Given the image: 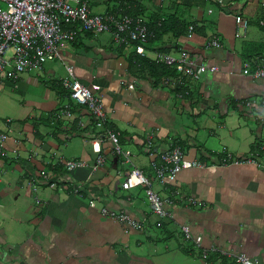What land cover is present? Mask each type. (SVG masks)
Segmentation results:
<instances>
[{"label": "crops", "instance_id": "obj_1", "mask_svg": "<svg viewBox=\"0 0 264 264\" xmlns=\"http://www.w3.org/2000/svg\"><path fill=\"white\" fill-rule=\"evenodd\" d=\"M87 2L96 14L122 13L131 4L146 24L178 18L185 31L148 40L144 56L135 55L132 44H116L110 32L79 31L63 51L78 80L95 87L107 125L119 134L129 159L104 140V161L96 166L90 113L61 90L66 73L61 61L46 62L41 72H23L15 84L4 79L0 130L9 136L0 149V264H234L230 256L215 253L202 260L193 240L183 239L182 223L200 247L244 253L264 264V78L242 72L246 63L264 65V0ZM236 16L242 22L236 23ZM157 52L185 53L216 70L198 80L170 74L174 87H169L128 61H156ZM66 104L71 116L57 119L55 111ZM148 131L154 132L151 146ZM177 143L188 158L207 166L182 169L173 181L161 184L152 163ZM226 151L259 152V157L252 164L221 165ZM65 160L84 165L66 167ZM134 167L160 195L178 197L169 208L171 219L160 227L154 225L143 186L121 187ZM78 184L79 194L74 193ZM189 196L204 205L188 204ZM102 207L124 210L147 225L127 228L103 215Z\"/></svg>", "mask_w": 264, "mask_h": 264}, {"label": "built area", "instance_id": "obj_2", "mask_svg": "<svg viewBox=\"0 0 264 264\" xmlns=\"http://www.w3.org/2000/svg\"><path fill=\"white\" fill-rule=\"evenodd\" d=\"M236 23L242 22L236 16ZM243 27H246V20H243ZM92 32L95 34L110 32L114 42L118 45L136 44L135 52L145 55L144 46L151 33L147 24L139 17L127 13L109 11L104 14L91 12L87 0H0V85L4 79L16 83L23 72H41L43 65L48 61L58 60L64 64L66 73L61 78L62 86L69 91V97L75 103L85 106L90 114L98 122L97 126L105 122V110L101 98L95 93V87H89L81 83L75 75L72 65L65 63L63 51L66 46L75 40L77 33ZM213 45H217L216 40H212ZM6 54L9 56L6 57ZM155 60L167 66L173 67L183 79L191 78L198 80L207 70L214 71L216 66H206L202 63L196 64L192 58L182 53L178 57L164 52H157ZM243 74L253 78H264V65L251 67L245 64L242 69ZM161 83L174 87L170 76H163ZM189 92L188 85L185 82ZM56 116L58 118H68L71 116L69 104L63 105ZM264 117V111L262 112ZM154 132H146V142L152 145ZM7 131L0 130V149L4 147L8 139ZM107 140L112 145L114 153L121 154L125 159H129V154L121 149L118 133L113 129H106L98 133L92 141V149L97 153L96 166L104 161L101 153V143ZM259 152L246 155H234L229 151L224 152L219 164L221 165H243L256 163ZM66 167H80L84 165L81 160H65ZM156 179L161 184H166L175 179L176 174L182 169L203 168L206 162L195 158H188L182 147L178 144L162 151L157 162L152 163ZM50 187H55L54 182H50ZM136 186H143L144 193L149 201L152 213L156 216L154 225L160 227L166 218L171 219L172 213L169 209L178 197L173 195L162 196L152 187L151 180L137 167L132 168L121 183L125 190ZM78 184L74 188V193L81 190ZM37 189L36 185L32 186ZM59 190L62 187H57ZM41 199L36 197V201ZM188 204L203 206L204 202L192 196L185 197ZM91 206L95 205L94 200H89ZM101 213L107 217L117 220L127 228L142 230L147 222L138 219L124 210H110L102 207ZM182 237L186 241H192L200 248V258L205 260L210 253L220 256L228 255L234 264H255V260L244 253L228 254L215 246L209 248L200 247V243L195 241L190 227L182 223L179 225Z\"/></svg>", "mask_w": 264, "mask_h": 264}, {"label": "trees", "instance_id": "obj_3", "mask_svg": "<svg viewBox=\"0 0 264 264\" xmlns=\"http://www.w3.org/2000/svg\"><path fill=\"white\" fill-rule=\"evenodd\" d=\"M129 7H131V4H129ZM129 7H127L123 11L121 9L122 13H127V14H130L132 16H137L136 14H133L132 9L129 8ZM148 22L149 23L147 24V26H148V29H149V31L151 33V35L148 38V40L157 39V38L161 37L165 33H171L172 36L178 37L179 35L184 33L185 27H186L184 22L179 20L178 18H174L173 20H164V21L163 20H158V19H156V20H151L150 19ZM147 41L145 43H143L142 45L144 46V44H146ZM136 44L137 43L132 44V45H134V47H136ZM120 46H126V45H120ZM161 49L164 50L163 48H161ZM135 55H139V54H137L135 52ZM141 56H144V55H141ZM128 61H129L130 65H134L135 66L136 63H138V65H142L143 66V70L147 71L150 74V76H151L153 81H157L158 82L159 80L162 79L163 76H170V74H175L176 73V71H175V69L173 67L167 66V65H165L163 63H160V62H157V61L150 60V59H148L146 57L145 58L142 57V58H139V59H134V58L131 57L130 60H128ZM59 85L61 87V90H63V92L65 93L64 95L68 99H70L69 91L62 86L61 80H60V84ZM177 87H180V86L178 85ZM80 106H82V105H80ZM62 107H63V105L60 106L55 111V113H54L55 116H56V113L60 109H62ZM83 107H85V106H83ZM71 114H72V111H71ZM56 118L59 119L57 116H56ZM106 118L107 117H106V114H105V120H107ZM90 119H91V124H92L93 130H94V136L93 137H95L98 133H101V132H103L106 129H111L107 125V121L103 122V125L97 126L96 123L98 122V120L95 117H93L92 114H90ZM77 123H78V121L76 120V118H73L72 124L73 125H77ZM118 138H119V134H118Z\"/></svg>", "mask_w": 264, "mask_h": 264}, {"label": "rangeland", "instance_id": "obj_4", "mask_svg": "<svg viewBox=\"0 0 264 264\" xmlns=\"http://www.w3.org/2000/svg\"><path fill=\"white\" fill-rule=\"evenodd\" d=\"M172 54H175V53H172ZM7 56H9V54H6V57H7ZM36 78H38V77H36ZM40 84L42 85L41 81H40Z\"/></svg>", "mask_w": 264, "mask_h": 264}]
</instances>
